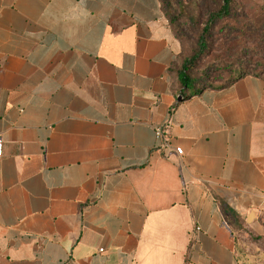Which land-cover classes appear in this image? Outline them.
<instances>
[{
    "label": "crops",
    "instance_id": "crops-1",
    "mask_svg": "<svg viewBox=\"0 0 264 264\" xmlns=\"http://www.w3.org/2000/svg\"><path fill=\"white\" fill-rule=\"evenodd\" d=\"M189 58L159 0H0V264H241L264 78L192 95Z\"/></svg>",
    "mask_w": 264,
    "mask_h": 264
},
{
    "label": "rangeland",
    "instance_id": "rangeland-1",
    "mask_svg": "<svg viewBox=\"0 0 264 264\" xmlns=\"http://www.w3.org/2000/svg\"><path fill=\"white\" fill-rule=\"evenodd\" d=\"M196 13L197 9L194 8V15ZM180 23L187 34L182 43L191 57L196 49L197 30L185 18L181 19ZM229 30L232 35L240 37V47L232 52V69L242 66L245 71L262 72L264 76V0H234L233 19L222 24L221 31L219 27L214 30L211 50L202 55L189 70V74L197 80V88L204 85L219 87L226 81L228 68H225V63H220V60L227 49L223 46L221 38L229 33ZM238 74H233V77ZM235 238L241 264H264V236L244 226L235 232Z\"/></svg>",
    "mask_w": 264,
    "mask_h": 264
},
{
    "label": "trees",
    "instance_id": "trees-1",
    "mask_svg": "<svg viewBox=\"0 0 264 264\" xmlns=\"http://www.w3.org/2000/svg\"><path fill=\"white\" fill-rule=\"evenodd\" d=\"M165 17L167 18L174 34L181 41L184 42V36L186 32L180 23L181 19L185 18L187 22L192 24V27L197 30L196 34V49L194 54L184 62L181 73L179 74V82L182 87H188L189 85H195L197 80L189 74V70L195 65V62L199 58L208 53L211 50V43L214 40L213 33L219 27L222 30V24L233 19V6L234 0H159ZM197 9L196 15H194V8ZM204 17V18H203ZM201 29L199 30V26ZM232 30V29H231ZM229 30L227 34H224L223 46H226L227 51L223 55L221 62H224L227 69L228 77L226 81L219 87H225L232 84L234 81L243 78L247 75L254 77L264 78L262 72H248L242 69V66L233 68V63L230 62L233 57V49L240 47V37L232 35ZM187 37V36H186ZM227 63V64H226ZM259 65V63H258ZM239 72V74H238ZM238 74L233 77V74ZM207 77V75H205ZM214 88L213 85H204L200 88H196L192 91V95L198 94L200 91Z\"/></svg>",
    "mask_w": 264,
    "mask_h": 264
},
{
    "label": "built area",
    "instance_id": "built-area-1",
    "mask_svg": "<svg viewBox=\"0 0 264 264\" xmlns=\"http://www.w3.org/2000/svg\"><path fill=\"white\" fill-rule=\"evenodd\" d=\"M155 138L157 140L156 149L158 151L171 148L170 143H169V139L167 138L163 128L158 127V128L155 129ZM2 150H3V140L0 137V157L2 155ZM173 151L177 155H181L182 154V150L179 147H174Z\"/></svg>",
    "mask_w": 264,
    "mask_h": 264
},
{
    "label": "water",
    "instance_id": "water-1",
    "mask_svg": "<svg viewBox=\"0 0 264 264\" xmlns=\"http://www.w3.org/2000/svg\"><path fill=\"white\" fill-rule=\"evenodd\" d=\"M251 219H252V215L249 216V220H251Z\"/></svg>",
    "mask_w": 264,
    "mask_h": 264
}]
</instances>
